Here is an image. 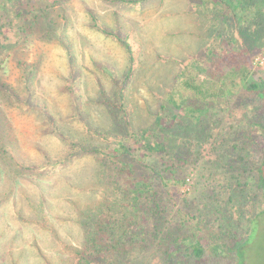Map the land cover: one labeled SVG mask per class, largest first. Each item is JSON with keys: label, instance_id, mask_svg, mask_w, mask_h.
<instances>
[{"label": "rangeland", "instance_id": "obj_1", "mask_svg": "<svg viewBox=\"0 0 264 264\" xmlns=\"http://www.w3.org/2000/svg\"><path fill=\"white\" fill-rule=\"evenodd\" d=\"M228 1L235 3V0ZM53 2L56 1L49 0L48 11L55 8L54 20L64 25L70 36L76 50L77 67L83 71V84L80 85L84 87V101L88 109H94L89 111L97 121L98 118L105 119L103 122L110 119L105 102L97 101V96H102L99 80H103L110 99L119 97L120 83L124 82L116 80L119 85H114L115 73L107 75L104 66L113 67L125 78L132 63L124 41L115 37L125 40L128 36L136 57L124 88L126 110L138 127L155 131L163 148L159 159L148 158L152 167L145 169L146 179L161 197H169L171 193L186 194L188 203L180 201L181 206L200 204L202 211L197 215L202 221L201 213L217 208L211 196L218 190L213 185L224 181L227 168L237 156L232 151L234 134L230 124L223 122L222 115L216 116L215 109L213 114L210 111L212 116L208 115L209 124L204 127L190 115L170 119L174 107H165L164 103L172 91L176 92L182 64L190 63L194 54H205L208 46L229 41L231 47L235 43L250 52L257 67L264 66V0H247V7L258 6L251 15L245 16L237 10L225 17L216 13L203 14L196 6L199 0H143L135 5L121 0H68L61 7L52 6ZM25 5L35 8L44 3L26 0ZM94 18L98 28L91 25ZM46 26L43 19L39 32ZM103 28L114 34L105 33ZM23 61L30 64L34 73L28 75L29 66H22ZM70 74L69 53L56 39L33 34L27 40H13L11 36L0 40V82L9 84L18 94L5 93L6 88L1 86L0 139L10 153L0 150L4 156L0 157V264H75L84 247L86 221L93 222L96 212L98 218L103 216L113 221L119 209L117 199L127 205L132 202V195H123L118 187L119 180H114V163L111 168L106 164L103 167L93 155L72 149L54 130L45 113L41 114L37 107L27 108V103L36 98L37 103L46 105L57 118L73 114L75 106L65 87ZM262 74L264 71L258 73ZM255 108L258 110L257 104ZM67 116L71 129L78 132L84 129L78 118ZM92 139L96 144L108 143L98 137ZM189 151L193 157L197 156L196 169L189 158L186 172L190 174L184 185L180 187L176 181L164 180L159 174L166 167L161 156L166 161L179 152L185 156ZM199 174L203 181L209 180L210 186L206 192L199 191L196 197L191 191L199 181ZM217 179L221 180L216 182ZM222 192L225 198L231 193ZM108 197L113 198L112 201H104ZM168 197L166 204L170 205ZM147 198L153 199V196L147 194L139 199L148 205ZM177 203V200L172 202ZM243 206L250 217L255 216L258 208H264L260 200L245 202ZM172 210L168 217H174L179 229L183 219L179 212ZM190 211L195 213L196 209ZM209 214L207 212L204 218H210L206 216ZM259 219L261 229L264 216ZM211 221L206 219L203 224L211 225ZM110 224L112 226V222ZM180 231L187 233L190 227ZM246 254L247 259L243 253L240 264L244 260V264H264V244L253 243ZM106 256L108 258L109 254ZM165 260L166 256L156 247L146 250L137 247L121 263L166 264Z\"/></svg>", "mask_w": 264, "mask_h": 264}, {"label": "trees", "instance_id": "obj_2", "mask_svg": "<svg viewBox=\"0 0 264 264\" xmlns=\"http://www.w3.org/2000/svg\"><path fill=\"white\" fill-rule=\"evenodd\" d=\"M25 1L0 0V12L4 13L3 16L0 14V40L5 41L9 36L13 40L18 38L27 40L30 35L36 34L41 38L56 39L60 42L69 53L71 74L65 87L71 93L75 112L57 118L46 105L37 103L36 98L27 103V108L37 107L41 114L45 113L44 116L51 122L54 130L60 133L72 149H80L86 152L85 155H93L103 167L106 164L111 168L114 163L113 177L114 180H119L118 187L121 188V193L132 195V202L128 205L123 200L117 199L119 209L115 214V220L111 221L103 216L100 219L96 212L92 217L93 222L86 221L84 247L82 246L78 253L75 264H108L107 262L123 264L121 260L134 253L137 247L142 250L156 247L166 256V264H240L243 253L245 260L247 259L246 252L253 243L264 244V238H261V233L264 234V226L259 228L261 222L259 217L264 216V208L262 210L258 208L254 217L247 216L243 208L245 202L250 204L260 200L262 205L264 204V75H258L259 72L264 71V66L257 67L254 63L255 58L250 52L246 48L234 45L235 43L231 47L229 41L215 47L208 46L205 54H194L190 63L182 64L181 78L174 90L176 92L172 91L164 103L165 107L167 105L174 107L170 119H176L177 115H190L204 127L209 124L206 118L211 114L210 111L212 110L213 114L215 109L216 116L222 115L223 122L230 124V130L234 134L232 151L237 156L227 168L228 173L224 181L217 186L213 185L218 190L211 196L215 199L214 204L217 208L214 211L201 213L203 219L199 221L197 212L202 211L200 204L191 207H186L188 204H185L186 206L183 207L179 202L188 203L186 194L179 196L170 192L171 207L166 204L168 196L161 197L146 179L145 169L152 167L147 162L148 158L159 159L163 148L158 142L155 131L138 127L126 110L124 88L130 71L134 69L133 62L136 57L134 45L127 40L128 36L125 40L115 37L124 41L132 63L125 78L121 77L116 69L113 70V67L104 66L107 75L115 73L112 79L114 85H119V80L124 82L120 83L119 97L110 99L103 80H99L98 86L102 96H97V101L105 102L110 119L108 122H103L105 119L98 118L97 121V117L91 113L94 109L89 108L91 109L89 111L88 103L84 101V87L80 85L83 84V71L77 67L76 50L67 30L64 25L54 20L55 8L48 11L49 0H38L44 3V6L35 8L25 5ZM55 1L52 6L61 7L68 0ZM121 1L135 5L143 0ZM246 2L247 0H235L233 4L228 0H199L196 6L206 15L216 13L225 17L232 11L236 13L239 10L248 16L258 6L247 7ZM43 19L47 26L39 32ZM91 25L99 27L95 18ZM21 60L19 59L20 63ZM22 66L25 68L29 66L28 75L34 73L28 62L23 61ZM1 86L6 88L5 93L15 92L18 96L14 88L6 82H0V89ZM92 100L95 102L96 98ZM255 104L258 105V110ZM66 116L78 118L84 129L79 132L71 129ZM93 137L108 143L96 144L93 142ZM4 146L3 139H0V150L6 154L9 151ZM0 157L4 156L0 154ZM189 158L195 168L197 156L193 157L190 151L185 156L179 152L175 158L166 161H163L164 156H161L162 163L166 167L159 173L160 176L164 180L176 181L182 187L190 174L186 172ZM199 176V181L191 191L196 197L199 191L206 192L207 187L210 186L208 179L203 181V177L200 174ZM106 178L110 179L107 176ZM122 179L124 181H121ZM219 180L221 179H217L216 182ZM223 190L231 192L228 198L223 196ZM147 194L153 196V199H145L148 205L139 199ZM112 199L108 197L104 201L110 202ZM176 200L178 203L172 204V202L176 203ZM172 208L179 212L183 219L179 229L174 224V217L171 219L168 217L173 212ZM190 209H196V212L191 213ZM126 210H129V213ZM207 212H210L206 215L210 218H204ZM206 219H212V224H203ZM186 226L190 227V231L181 232L180 230Z\"/></svg>", "mask_w": 264, "mask_h": 264}]
</instances>
